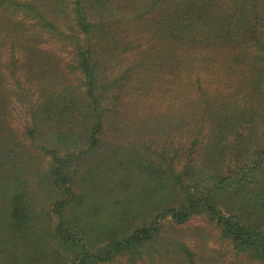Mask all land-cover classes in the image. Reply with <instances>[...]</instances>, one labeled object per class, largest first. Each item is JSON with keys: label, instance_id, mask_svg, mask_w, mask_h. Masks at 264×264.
<instances>
[{"label": "rangeland", "instance_id": "rangeland-1", "mask_svg": "<svg viewBox=\"0 0 264 264\" xmlns=\"http://www.w3.org/2000/svg\"><path fill=\"white\" fill-rule=\"evenodd\" d=\"M74 1L54 0L58 7L55 11L53 6L50 16L57 25L54 31L35 24L22 11L6 10L1 15L0 25L5 28L0 29V144L4 141L21 152L31 167L32 206L43 222L53 226L57 221L53 208L59 196L45 175L50 155L42 145L57 143L49 140L47 131L32 140L25 126L47 91L80 92L85 87L83 73L74 66L79 47L87 43L97 63L94 88L103 94L105 107L99 142L83 152L75 178L76 191L89 207L101 212L112 202L108 194L95 191V183L121 161H130L132 167L142 163L140 169L131 168L132 173L144 169L123 192L115 186L117 198L129 200L137 213L151 198L147 194L154 181L148 178L147 167L152 161L163 162L164 167L169 163L176 172L188 170L189 181L201 189L214 182L212 173L241 164L240 159L249 158L264 143V62L257 61L258 46L250 34L258 21L257 26L264 28V0L261 17L252 15L238 25L230 20L246 10L243 0H235L242 2L241 8L224 12L221 18L217 11L203 8L207 18L202 21L191 16L196 12L194 0H110L102 6L87 0L89 17L96 22L89 37L76 24ZM101 14H112L115 20L98 21ZM16 28L20 40L11 33ZM226 29L238 30L244 37L231 42ZM223 43L230 47H216ZM236 51L242 53L240 57ZM69 117L64 116L57 127L66 129ZM86 147L84 143L83 150ZM215 155L221 163L215 164ZM238 167L233 175L243 171ZM251 173L241 189L234 182L239 178L231 177L224 184L229 196L236 197L234 209L254 215L264 230V206L255 203L264 201V161ZM152 218V212L144 215L146 221ZM140 221L135 217L134 225ZM156 236L136 264H263L233 249L216 222L202 212L182 223L170 215L160 217ZM1 239V257L8 260L13 252L20 259V240L11 233ZM96 264L132 263L119 254Z\"/></svg>", "mask_w": 264, "mask_h": 264}, {"label": "trees", "instance_id": "trees-1", "mask_svg": "<svg viewBox=\"0 0 264 264\" xmlns=\"http://www.w3.org/2000/svg\"><path fill=\"white\" fill-rule=\"evenodd\" d=\"M106 1L110 0H88L91 5L94 3L96 6L108 3ZM162 1L164 0H154V3ZM169 1L171 0H166ZM243 1V8L246 10L234 14L230 20L235 25L247 21L252 15L259 18L263 14L261 0ZM53 2L54 0H0V24L3 20L2 11H22L27 17L35 19V24L54 31L57 25L50 19L55 5ZM194 2L196 12L191 16L196 15L193 18L200 21L207 18L203 9L205 7L215 10V13L217 11L216 15L221 18L224 12L241 8L242 5V2L235 0ZM74 3L76 24L89 37L96 22L89 17L87 0H75ZM113 6L111 4V7ZM57 9L55 5V11ZM111 15L101 14L98 21L115 20L112 19L115 16ZM257 24H260V21ZM257 24L251 29L250 34L254 44L258 46L257 61L264 62V28L261 29ZM4 28L0 25V29ZM19 32L17 28L11 31L20 40ZM225 36L231 42L244 37L238 30L230 33L227 29ZM216 47L227 48L230 45L223 43ZM92 54L90 43H87L86 47H79L77 52L74 67L84 75L85 87L82 91H47L46 98L33 109L31 107V121L25 126V133L32 140L47 131L49 140L57 143L54 146L42 145V149L50 155L45 175L50 183L55 185L59 196L54 201L53 209L57 221L53 226L43 222L32 206L34 200L29 187L32 183L31 167L29 169L22 153L7 146L4 141L0 144V201L4 205V211L0 212V242L3 235L11 233L23 245L20 251L21 258L15 259L13 252L12 256L6 252L9 257L11 256L8 260L5 256L1 257L4 250L0 246V264H67V262L96 264L100 261H111L119 254L127 255L130 262L136 264V259L141 258L144 250L157 239L160 217L170 215L175 222L182 223L197 212H202L215 221L221 229V237L229 239L233 249L238 253H245L264 264V230L254 215L248 216L243 211L234 209L236 197L229 196L231 191L226 189L224 184L233 177L239 178L234 181L237 184L236 188L241 189L245 186L244 183L248 182L245 179L252 176V169L254 171L263 164L264 143L255 149L249 158L240 159L243 165L241 163L225 167L222 171L224 173H212L214 182L201 189L197 182L189 181L188 170L176 172L169 163L164 167L165 163L152 161L147 167L149 168L147 176L152 183L154 181L150 188L151 193L147 194L151 198L148 199L150 201L147 200L146 209H140L137 213L131 208L129 200L117 198L115 186L123 192L124 188L132 184V179L141 177L144 169L136 171L137 174L132 173L131 168L140 169L142 163L138 162L132 167L128 165L130 161H121L114 170L106 171L104 180L100 178V181L95 183L97 184L95 191L108 194L112 202L105 204L101 212L99 207H89L82 194L76 191L75 178L83 152L90 151L98 144V136L105 125L103 124L105 107L101 106L103 94L94 88L98 77L97 63ZM241 54L237 52L236 56L240 57ZM230 56L234 57L233 51L230 52ZM64 116H70L66 129L57 127L61 126L60 122ZM44 126L48 129L44 130ZM84 143H87L85 151ZM3 147L4 151L1 150ZM61 147L64 149H60ZM61 150L63 153H60ZM158 154L163 158L162 153ZM219 155L213 157L215 164L221 163ZM237 166L243 171L233 175L237 171L235 169ZM121 171H125L126 174H122ZM190 176L192 177L191 174ZM255 203L264 206L263 200ZM148 212H152L154 218L146 221L144 215ZM137 216L141 217V221L134 225ZM54 244L56 248L52 249Z\"/></svg>", "mask_w": 264, "mask_h": 264}]
</instances>
